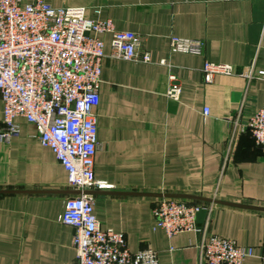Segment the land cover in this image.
Masks as SVG:
<instances>
[{"label": "crops", "instance_id": "1", "mask_svg": "<svg viewBox=\"0 0 264 264\" xmlns=\"http://www.w3.org/2000/svg\"><path fill=\"white\" fill-rule=\"evenodd\" d=\"M47 2L113 19L151 55L150 62L113 57L111 35H103L95 176L110 188L93 193L101 225L124 233L132 252L155 249L160 264H199L200 233L168 237L153 228V208L163 197L201 203L199 228L210 215L211 233L254 248L244 264H264V148L246 129L230 142L228 121L241 109L246 124L264 105V77L240 75L253 61L264 70V0ZM173 35L203 40V52L171 51ZM205 61L230 63L237 73L206 82ZM171 73L181 86L178 99L168 96ZM3 107L0 94V130ZM17 120L19 135L0 141V190L15 191L0 193V264H70L76 231L60 221L74 190L68 172L40 144L35 124Z\"/></svg>", "mask_w": 264, "mask_h": 264}, {"label": "built area", "instance_id": "2", "mask_svg": "<svg viewBox=\"0 0 264 264\" xmlns=\"http://www.w3.org/2000/svg\"><path fill=\"white\" fill-rule=\"evenodd\" d=\"M107 33L113 57L150 62V52L135 32L117 29L111 18L91 19L85 7L53 6L47 0H0V94L4 103L0 141L8 143L19 135L20 117L35 124L40 144L50 148L64 166L71 189L81 191L66 198L60 217L76 231V258L70 264H160L155 249L132 252L124 233L104 228L95 213L93 194L86 192L110 188L95 176L99 146L96 109L106 56L103 35ZM203 48L201 39L170 37L173 52L201 54ZM255 64L246 65L240 75L264 77V70L257 71ZM202 71L206 82L217 74L237 73L230 63L210 61H205ZM180 94L181 86L171 73L168 96L178 99ZM204 113H209L208 107ZM241 114L240 109L228 119L230 142L246 129L264 148V105L246 124L240 122ZM205 207L172 197L158 199L153 228L168 237L199 232V264H244L254 255L253 247L211 233L210 215L203 227L197 226L198 214Z\"/></svg>", "mask_w": 264, "mask_h": 264}, {"label": "water", "instance_id": "3", "mask_svg": "<svg viewBox=\"0 0 264 264\" xmlns=\"http://www.w3.org/2000/svg\"><path fill=\"white\" fill-rule=\"evenodd\" d=\"M5 192H15V191H8V190H0V193H5ZM72 194H79L81 193V191L79 190H72L71 191ZM87 193L93 194L95 192V190H91V191H86ZM166 196H172L170 194H167ZM178 197H189V198H198L200 199V197L196 196V195H180ZM210 202H214V203H219L220 201L216 200V199H210Z\"/></svg>", "mask_w": 264, "mask_h": 264}]
</instances>
